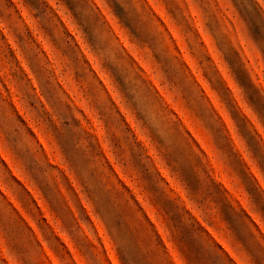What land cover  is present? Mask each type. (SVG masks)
Wrapping results in <instances>:
<instances>
[{
  "label": "clouds",
  "instance_id": "1",
  "mask_svg": "<svg viewBox=\"0 0 264 264\" xmlns=\"http://www.w3.org/2000/svg\"><path fill=\"white\" fill-rule=\"evenodd\" d=\"M154 3L0 0V150L40 193L57 225L43 217L25 184L0 159V191L12 197L0 194V264H264V180L254 185L248 168L255 160L249 137L264 151V129L259 136L254 132L264 125V110L232 72L234 66L243 70L245 46L264 54V38L254 34L255 28L264 34V0H176L186 17L166 7L232 120L231 130L169 47ZM189 6L198 12L199 28L189 26ZM200 29L231 73L232 86L225 81L218 87L223 75ZM128 46L155 62L152 77ZM159 89L196 115L231 188L189 141ZM240 119L251 125L247 135ZM122 177L145 197L147 209Z\"/></svg>",
  "mask_w": 264,
  "mask_h": 264
},
{
  "label": "rangeland",
  "instance_id": "2",
  "mask_svg": "<svg viewBox=\"0 0 264 264\" xmlns=\"http://www.w3.org/2000/svg\"><path fill=\"white\" fill-rule=\"evenodd\" d=\"M156 16L158 17V22L161 25V28L168 33L169 38V47L174 49V55L180 57L183 63L187 66L185 71L190 72V78H194V80L199 84L200 88L203 90V93L206 94L208 100L211 102L213 106H215L219 115L223 118L224 124L227 126L229 130L232 128V120L225 113L223 106L218 102L215 92L210 88L208 80L202 74V70L197 66L193 57L189 54L188 48L184 42L183 37L178 33L177 29L169 22L168 16L166 14V7L168 10L175 12L178 17L181 15L187 16V11L184 9L183 5L177 6L176 0H166V4H161L160 0H155L153 5ZM191 11L192 19L188 21L189 26L193 23L197 28L200 26L198 12L195 9H192L189 6ZM70 27V26H69ZM33 33L38 42H40L42 48L51 55L47 43L43 40V38L38 34V32L33 29ZM254 34L257 38H264V34H262L259 28L254 29ZM199 35L203 40L204 44L207 46L208 55L211 60L214 61L216 68L223 75V81L218 83V87H221L226 81L229 86H232V75L225 68L223 62L219 58L218 53L216 52L215 46L210 41L209 37L204 33L203 29H200ZM78 39V37H77ZM123 39V38H122ZM124 43L127 44L126 39ZM128 51L143 70L149 77H152L153 67L155 62L151 59V57H145L144 53L139 49L128 46ZM91 60V58H90ZM240 61L244 64L243 70L239 66H234L232 72L235 73L241 84H243L249 93L250 99L253 100L254 103L257 104L259 108L264 110V97H261L258 90H264V54H261L258 50L254 49L252 51L248 50V47L245 46L243 51L240 53ZM93 68L99 76L100 80L103 82L105 88L108 93L112 96L113 101L116 103L118 107L121 108V112L125 115L129 124L133 127L134 121L130 116H128L127 112L123 109V106L120 104L118 93L114 90L111 82L106 77V74L103 70L93 62ZM154 79V78H153ZM155 83V80H154ZM157 88L159 85L157 83ZM161 95L164 96L165 101L168 106L175 112L176 117L179 118L182 128L185 130V134L187 135L189 141L193 142V146L198 145L197 151L202 154L203 157L206 158V162L210 163L213 167L217 169V176L219 179L223 180L224 183L231 188V184L229 179L222 168V166L217 162L215 149L212 144L210 137L206 134L205 130L200 126V121L197 119L196 115L192 112H189L187 108L183 106L181 101L173 100L164 89H159ZM18 111L23 115V109L17 105ZM241 116L243 113L240 114ZM25 119L29 123V126L32 127L33 132L36 137L41 141L42 146L46 151L51 155V150L48 147V144L44 142V137L42 136L40 130L35 127L32 121L25 116ZM240 124L242 129L245 131L247 135V128L251 125L249 121L246 119H240ZM264 129V125H258L254 128V132L256 136H259L261 130ZM250 145L255 152V160L250 162L248 165L249 169H253V184H258L261 180H264V151L256 144L255 137H249ZM0 159L4 160V163L8 166L9 170L12 174L19 180L21 183L25 184L29 195L32 200L36 202V207L39 209L40 213L43 215L45 219L55 228L57 227L56 222L52 216H50L46 203L44 202L40 193L32 188L30 184L25 181L24 176L18 170L14 161L6 155L2 150H0ZM234 163L236 167H240V164L236 159H234ZM125 183L132 187V190L137 193L138 199L144 203L145 208L149 207L145 197L140 195L138 190L135 188V185L131 180L127 177H122ZM253 195L256 197L257 202L261 200L260 195L256 192L255 188L251 189ZM233 192L236 196H238L241 200V204H244V198L241 193L235 191ZM5 199L11 200V195L7 192L6 189L0 191ZM245 207H247L245 205ZM251 211V209H248Z\"/></svg>",
  "mask_w": 264,
  "mask_h": 264
}]
</instances>
